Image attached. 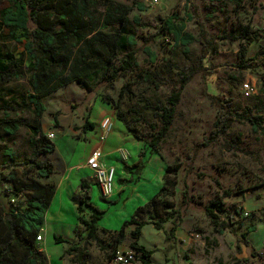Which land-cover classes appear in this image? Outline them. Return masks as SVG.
<instances>
[{
  "label": "rangeland",
  "instance_id": "374dc122",
  "mask_svg": "<svg viewBox=\"0 0 264 264\" xmlns=\"http://www.w3.org/2000/svg\"><path fill=\"white\" fill-rule=\"evenodd\" d=\"M95 1L96 6L90 9L93 31L88 35L93 56L104 54V47H110L104 34L111 36L121 30L118 26L100 29L105 7L101 0ZM108 1L131 8L123 32L134 36L139 48L149 47L155 60L150 63L140 50L133 72L119 76L111 88L105 87L99 75L89 83L90 89H82L72 83L40 99L45 109L39 119L40 132L53 135L49 140L54 145V151L39 156L38 161L51 164L54 172L49 179H42L27 166L12 167L18 174L17 186H55L56 181L63 178L66 166L73 165L79 158L83 159L94 150H100L103 156H107L113 133L119 135L117 124L124 125L121 122L115 127L111 125L106 137L102 138L99 136V124L104 119H109L112 124L116 119V109L131 126L144 134L147 125L155 121V108L162 105L173 88L176 69L187 67L199 58L202 71L185 85L173 124L160 145L159 153L148 151L137 173L132 166L138 160L140 141L133 138V142H125L123 147L115 149L117 155L119 150L127 153L125 161H121L119 155L116 159L108 155L109 160L120 162L123 175L115 177L117 180L120 178L119 186L123 184L129 188L127 186L123 192L116 189L114 197L102 199L97 188L91 186L90 202L104 214L98 222L102 230L98 232L100 245L89 242L86 246L90 256L87 264H107L112 261L115 252L130 250L129 229L125 231L126 239L118 246L115 243L116 232L124 221L131 218L137 207L149 202L162 187L167 167L171 171L169 177L176 185L171 196L160 197L159 200H166L171 207L170 211L159 212L155 218L163 220L166 214L178 211V235L181 240L166 241L163 231H156L151 225L144 226L138 243L153 252L152 264H264V254L258 253L264 243V135L253 133L248 123L235 117L245 108L255 107L256 99L264 98V0ZM9 2L0 0V10ZM171 14L178 17V22L185 25L184 32L194 39L187 52L170 38L151 37L158 31L157 17ZM134 19H137V24ZM201 26L205 34L203 44L198 30ZM237 26L261 33L256 42L245 48L242 59L239 55L244 43L235 39L237 36L233 31ZM29 28L32 31L36 27L29 23ZM0 49L2 53H13L15 57L22 51L21 46L14 42L1 40ZM32 72L33 62L24 54L19 78L0 82V121L23 119L35 125L28 101L32 95L29 82ZM244 84L253 90H244ZM209 96L215 99L211 100ZM104 97L116 109L104 104ZM216 100L227 107L233 117L226 133L213 137V123L218 116V106L214 104ZM85 123L94 124L97 130L84 129ZM123 134L124 137L129 135L128 132ZM94 135L98 137L91 141ZM29 138L28 131L23 128L13 136L0 129V173H5L3 163L7 158L4 150L9 149L16 159L24 160L30 154ZM142 147L141 142L140 149ZM126 166L130 170H125ZM84 167L83 163L81 168ZM175 168L177 172H173ZM6 188L13 191L15 186L12 183L0 184L1 198L7 202L4 198ZM224 191H239L240 196L223 198ZM29 195L27 189L20 192V200L25 202ZM212 202L223 204L219 216L229 225L223 231L214 227L205 213V207ZM53 208L50 216L57 214ZM71 212L65 209L62 218L71 219ZM153 214L150 211L141 216L148 221ZM170 226V223H165V231ZM252 226L255 230L247 232ZM62 246L65 248V245L54 246L45 254L54 256L62 250ZM71 258L67 259L70 264ZM132 264H141L139 258L134 257Z\"/></svg>",
  "mask_w": 264,
  "mask_h": 264
},
{
  "label": "trees",
  "instance_id": "16d2710c",
  "mask_svg": "<svg viewBox=\"0 0 264 264\" xmlns=\"http://www.w3.org/2000/svg\"><path fill=\"white\" fill-rule=\"evenodd\" d=\"M57 1L10 0L9 4L0 10V40L14 42L15 45L22 48L16 57L13 53H2L0 49V82L6 83L19 78L18 72L23 66V56L27 54L33 62V72L29 80L32 95L29 96L28 101L35 117V125H31L23 119L0 121V129L6 135L13 136L23 128L28 131L30 136L28 141L30 154L24 160L16 159L9 149L3 152L7 160L3 163L5 173L4 171L0 173V184L12 183L15 188L13 191L5 189L6 204L2 203L0 195V264H46L44 256L37 250L36 237L44 224L45 214L55 193V186L53 184L17 186L18 174L12 169V167L27 166L42 179H49L54 172L51 164L38 161L39 156L54 151V145L46 135L40 132L39 119L45 110L40 99L46 98L72 83H76L79 88L90 89L89 83L99 75L105 87L111 88L119 76L133 72L140 50L148 57L150 63L155 60V55L149 47L139 48L134 36L126 35L123 32L128 23L130 7L101 0L104 3L105 14L99 25L100 29L118 26L121 30L111 36L104 34L103 37L107 39L110 47H104V54L98 53L93 56L90 51L89 42L91 40L88 39V35L93 31L90 27V23H92L90 9L96 6L97 2L95 0ZM139 9L142 10L140 7ZM133 21L135 24L138 22L137 19ZM157 21V34L151 37L170 38L187 52V47L194 39L184 32L185 25L178 22V17L171 14L163 18L157 17ZM29 23L34 24L36 28L31 31ZM56 27L59 28L56 29ZM236 29L233 30L237 36L235 39H241L244 43L239 55V59H242L245 48L256 42L261 33L250 32L248 28L240 26H237ZM198 30L200 41L203 44L205 34L202 26ZM145 42H147L146 39ZM201 71L199 58H195L187 67L176 69L173 88L164 98L162 105L155 108L153 113L155 121L147 125V131L144 134L136 127L131 126L107 98H102L104 104L116 109V119L124 125L129 135L143 144L138 154V160L132 166L137 173L141 170L148 151L159 153L160 145L173 124L176 108L185 85L196 73ZM209 97L211 100L215 99L213 96ZM216 102L214 104L218 106V116L213 123V137L224 135L230 128L233 117L227 107L219 104L217 100ZM253 112L254 116L249 117ZM235 117L248 123L253 133L264 135V98L256 99L255 107H247ZM83 128L93 130L94 124L85 123ZM125 170H130V167L126 166ZM177 170L175 168L173 172H177ZM170 172L167 167L163 174L162 187L149 202L137 207L131 218L124 221L116 232L115 243L118 246L126 239L125 231L129 229L130 242L128 246L134 252L135 257L139 258L141 264H151L153 254L152 251L146 250L138 243L144 226L151 225L154 230L163 231L166 241L174 239L178 228L179 213L176 210L166 214L163 220L155 218L159 212L170 211L169 203L166 200H159L160 197L171 196L176 185L175 181L169 177ZM21 175L25 176L23 170ZM93 184L91 180H81L78 193L72 197V203L76 205L78 216L74 230L77 242L70 245L65 251V255L73 257L71 264H87L90 256L86 251V246L89 242L100 245L98 232L102 230L98 228V222L102 219L104 212L99 211L90 203L88 190ZM26 189L30 195L25 202H22L20 192ZM223 196V198L240 196V192L224 191ZM11 199L15 200L14 208ZM222 207L221 202H212L205 207L207 217L220 231L229 226L219 216ZM150 211L154 214L148 221H144L142 213ZM165 223L171 224L168 231L164 229ZM254 230L255 228L252 226L248 228L247 232ZM54 241L56 244L63 243V240L58 237H55Z\"/></svg>",
  "mask_w": 264,
  "mask_h": 264
},
{
  "label": "crops",
  "instance_id": "0c3cea01",
  "mask_svg": "<svg viewBox=\"0 0 264 264\" xmlns=\"http://www.w3.org/2000/svg\"><path fill=\"white\" fill-rule=\"evenodd\" d=\"M110 108V107H109ZM120 121L116 120L111 124L113 127H115V125L117 123H119ZM119 128V131H117L119 133H113V141H112V145L111 148L107 151L108 154L107 156H103L102 154V163L106 166H112L115 168V177L116 175H118L120 177V174L123 175V173L120 170V162L114 161V160H109V156H112V158H118V155L115 153V149L117 147H121L122 144H124L125 142H133L134 139L133 137H131L130 135H128L127 137H124V132L127 133V131L125 130L126 128L122 127L121 124H117ZM96 127L93 128V130L90 131H96ZM120 135H123V137H120ZM98 137V135H94L92 140H96V138ZM89 144V143H88ZM123 147V146H122ZM141 147V142L139 143L138 146V151L140 150ZM89 155V154H88ZM87 156L83 157V159L79 158L77 162L73 163V165H70L69 167L66 166L64 172H63V178H61L59 181H56V185H55V193L54 196L52 198V201L50 203V206L48 208V212H46L45 214V218H44V224L41 228L40 234L41 235V240L39 242L36 243L37 246V250L40 254H42L46 260V264H69V261L67 260L68 258H70L69 256L65 255V251L69 248L70 245L75 244L77 242V239L75 237V227L77 225V212H76V205H74L72 203V197L74 194L78 193L79 191V184L81 182V180L85 179V180H90L91 179V172L84 167L83 169L81 168V165L84 163L85 166V162L84 159L86 161ZM108 158L107 160H103L104 158ZM131 158V156H130ZM134 159V158H132ZM72 161V160H71ZM85 174V175H84ZM119 180L120 178H118V180L115 178V182H114V189H113V194L111 196L114 197L116 192L115 190H119V192H123L126 190V187L128 185H123L121 184L119 186ZM126 182V180H124ZM128 183V181H127ZM131 183V182H130ZM130 183H128L129 185H131ZM91 186H95L94 184ZM136 184L133 185L132 189L134 190ZM96 187V186H95ZM120 187V188H119ZM129 188V186H128ZM127 188V189H128ZM139 188H137L138 190ZM91 187L88 190V195L91 199ZM131 198L133 197V191L131 192ZM128 197L126 198L125 202L127 201ZM3 204H6V201L3 200V198L1 199ZM91 203V202H90ZM54 207V208H53ZM52 208L54 209V211H57V214L54 216H50L49 212L51 213ZM66 210H71L73 214V219L69 218L67 220H64L62 218L64 212ZM99 228V227H98ZM100 229V228H99ZM178 228L175 232L174 235V239L175 240H181L179 235H178ZM142 234V232H141ZM49 236V237H48ZM58 237L61 240H63V243H59L56 244L54 241V238ZM49 238V240L47 239ZM61 245H65V248H63L62 246V250L57 252L54 256L51 255L50 253H48V255H46L45 253L48 252L49 249H53L54 246H61ZM261 250L258 251V253ZM58 256V259L57 257ZM107 264H115L114 261L112 260L110 263ZM152 264V263H151Z\"/></svg>",
  "mask_w": 264,
  "mask_h": 264
},
{
  "label": "built area",
  "instance_id": "2783aa9c",
  "mask_svg": "<svg viewBox=\"0 0 264 264\" xmlns=\"http://www.w3.org/2000/svg\"><path fill=\"white\" fill-rule=\"evenodd\" d=\"M252 87V86H251ZM244 90L252 91V88H249L248 84L243 85ZM111 123L109 119H104L99 124V130L102 138L108 134L110 130ZM48 139H52L53 135H46ZM118 155L121 161L127 159V153L124 150H119ZM85 167L91 172V181L96 186L98 193L102 199H109L113 194L114 182H115V168L112 166H106L102 163V153L100 150L92 151L86 161ZM11 204L13 208L15 207V200L11 199ZM41 240V234L36 237V241ZM259 254H264V243H262V250ZM135 254L133 251H117L113 258L115 264H132Z\"/></svg>",
  "mask_w": 264,
  "mask_h": 264
}]
</instances>
